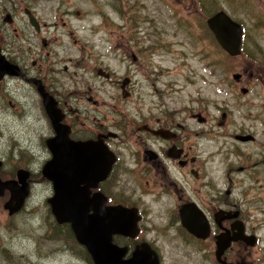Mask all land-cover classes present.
Segmentation results:
<instances>
[{
    "label": "flooded vegetation",
    "instance_id": "af4514ba",
    "mask_svg": "<svg viewBox=\"0 0 264 264\" xmlns=\"http://www.w3.org/2000/svg\"><path fill=\"white\" fill-rule=\"evenodd\" d=\"M88 3L91 4L90 13L99 16L101 23L103 18L111 19L113 14L119 19L121 13L126 12L122 6L128 5L125 0H0V54L8 63L17 66L16 74L5 73L0 78L2 98L15 105L17 99L9 87L14 81L31 88L51 128L50 135L44 139L46 145V140L56 133L43 106L40 89L33 81L36 80L56 102L62 114L59 122L68 127L70 141L76 144L92 141L106 148L110 156L109 170L95 188H90V194L99 192L105 197V205L137 209V235L114 237L118 245L128 247L124 258L131 255L136 245L145 242L155 251L158 264H161L159 246L153 245L159 242L158 237L152 236L149 242L141 240L145 237V214L137 202L145 194L162 205L165 215L161 226L165 232L173 230L180 247L197 252L187 249L185 256L193 263L204 264L202 259H209L213 264H264V42L253 44L250 49L246 27L229 12L217 6L210 8L212 3L206 0H179L182 5L188 3L186 8L206 12L205 34L215 45L218 43L207 25L209 17L223 10L240 24L241 51L231 57H242L239 59L244 64L234 67L236 70L228 69L225 81L216 69L210 71L209 91H212V107L217 113L202 114L203 110L198 109L190 115L179 114L183 110L170 107L162 91L156 89L159 99L154 109L157 113L150 110L143 114L138 108L133 114V130L120 131V122L114 120L115 116L105 122V111L100 113L96 106L100 99L95 91L98 86L104 91V85L74 83L68 87L56 78L59 71L55 66L60 62L57 47H64L65 38L73 36L68 28L71 26L68 18L82 21L87 14H83L86 10L82 7ZM134 8V4H130L129 10ZM135 19L133 15L132 22ZM259 23L264 26V18L261 17ZM13 24V29L9 30ZM57 26L65 28L59 32V37L51 31ZM196 36H200L199 32ZM72 40L77 42L75 38ZM141 53H132L131 60L140 65L141 71L150 79L152 68L141 63L137 55ZM32 57L28 66L27 60ZM67 59L70 61L71 58ZM63 69L67 70L66 64ZM94 69L112 87L118 84L119 79L112 78L113 71L109 68L99 66ZM124 80L127 84L123 93L139 102L141 94L138 89L134 90L133 80L130 77H124ZM216 95L221 97L220 103L214 99ZM111 99L115 100L116 96ZM83 100L96 107L87 110ZM205 142L211 146L206 145V150L210 151L202 158L200 152L204 151ZM73 147L68 146L66 150L72 151ZM46 149L47 156L42 166L39 165L41 176L38 180L49 182L52 196V181L42 174L43 166L53 159L47 145ZM90 159L96 160V157ZM7 165L0 155V181L21 187L20 177L25 175L29 190L26 199L29 198L36 181L30 166L22 167L19 160L12 170ZM10 196L7 187L1 189L0 198H6L2 206L8 216L20 211L9 214L5 203ZM153 228L161 233L157 227Z\"/></svg>",
    "mask_w": 264,
    "mask_h": 264
},
{
    "label": "rangeland",
    "instance_id": "374dc122",
    "mask_svg": "<svg viewBox=\"0 0 264 264\" xmlns=\"http://www.w3.org/2000/svg\"><path fill=\"white\" fill-rule=\"evenodd\" d=\"M125 1L128 5H123L122 10L126 12L121 13L119 19L113 14L111 19L103 18L102 23L98 22L99 16L90 13V3L82 7L86 10L83 14L87 13L82 21L68 18L71 21L68 28L72 30L73 36L65 38L64 47H57L60 57V62L55 66L59 71L57 80L68 87L74 83L104 85V91H101L100 86L95 91L100 99L96 106L100 113L105 111V122L113 120L115 116L114 120L120 122V131L133 130V114L138 108L143 114L150 110L157 113L154 109L159 99L156 89L162 91L170 107L183 110L179 114L190 115L197 113L198 109L203 110L200 112L202 114L217 113L212 107V91H209L210 71L216 69L221 80L225 81L228 69H233L240 63L243 66L244 61H240V56H229L215 45L211 37L209 39L206 36L203 24L206 12L186 8L188 3L182 5L179 0ZM206 1L212 3L210 8H223L244 24L248 48L253 49V44L264 42V26L259 23L260 18H264V0ZM130 4H134L135 8L129 10ZM133 15L136 17L134 22ZM13 27L14 24L8 29L12 30ZM64 30L65 28L58 26L56 30L51 28L52 35L56 37ZM197 32L200 36H196ZM106 39L109 41H105ZM138 51L142 52L137 54L141 63L145 62V65L152 68L150 79L146 78L140 65L131 60V54ZM66 58L71 59L66 61ZM33 59L34 57L27 60L28 66ZM64 64L67 70H62ZM99 66L112 70V78L119 79L118 84L124 77H130L134 82V90L140 91L141 100L134 102V97L124 96L123 91L121 93L118 84L112 87L106 79L99 77L94 69ZM2 85L0 84V155L11 170L18 160L22 167L30 166L36 181L33 194L26 199L18 214L8 216L2 206L6 198H0V264H30L34 260H37V264H89L87 250L76 241L69 225H59L50 211L46 201L52 194L49 182L38 180L44 157L47 156L44 139L51 133L38 98L28 85H20V82L14 81L9 87L17 100L15 105L11 104L7 98H2ZM112 96H116V99L112 100ZM214 99L221 102L218 95ZM82 102L87 110L96 107L90 101ZM110 130L118 133L114 128ZM206 145L211 146L209 142L204 143V151L200 152L202 158L210 151L206 150ZM137 203L143 207L145 214V237L141 240L149 242L152 236L158 237L159 242L153 245L159 246L161 264H195L185 255L188 250L197 252L180 247L177 234L171 229L167 233L161 226L165 215L162 205L145 194L138 198ZM152 226L157 227L161 233H157ZM9 250H30V255L18 259L10 255ZM64 252L68 254L66 259ZM202 261L204 264H213L209 259Z\"/></svg>",
    "mask_w": 264,
    "mask_h": 264
},
{
    "label": "water",
    "instance_id": "95a60500",
    "mask_svg": "<svg viewBox=\"0 0 264 264\" xmlns=\"http://www.w3.org/2000/svg\"><path fill=\"white\" fill-rule=\"evenodd\" d=\"M30 21L34 24L31 17ZM207 25L224 51L230 55L240 54V24L220 10L208 18ZM15 69L17 66L8 63L0 54V78L5 73L16 74ZM33 81L40 89L43 106L56 133L46 140L53 159L42 168L43 176L53 184L54 192L47 198V203L56 222L69 224L76 241L85 247L93 264H158L156 253L145 242L136 245L131 255L124 258L128 247L116 244L113 236L133 238L137 235L139 216L136 208L105 205V197L99 192L90 194V188H95L109 170L110 156L106 148L92 141L79 142L80 145L70 141L67 136L68 127L59 122L62 114L56 107V102L43 91L38 81ZM126 82H122V88ZM68 146H74V150H66ZM92 156L96 160L90 159ZM20 180L23 183L21 187L0 181V193L4 187L11 191V196L5 203L9 214L18 211L28 195L25 175Z\"/></svg>",
    "mask_w": 264,
    "mask_h": 264
},
{
    "label": "bare ground",
    "instance_id": "6f19581e",
    "mask_svg": "<svg viewBox=\"0 0 264 264\" xmlns=\"http://www.w3.org/2000/svg\"><path fill=\"white\" fill-rule=\"evenodd\" d=\"M24 232V231H23ZM28 253H30L29 251H21V252H10V254L12 255V256H14V257H16V258H18V259H24V258H27L28 257V255H30V254H28ZM64 256H65V259L66 258H68V254H67V252H64ZM30 264H37V260H34V261H32V262H30Z\"/></svg>",
    "mask_w": 264,
    "mask_h": 264
},
{
    "label": "trees",
    "instance_id": "16d2710c",
    "mask_svg": "<svg viewBox=\"0 0 264 264\" xmlns=\"http://www.w3.org/2000/svg\"><path fill=\"white\" fill-rule=\"evenodd\" d=\"M86 257L89 259V264H92V261L90 259V256L88 254H86Z\"/></svg>",
    "mask_w": 264,
    "mask_h": 264
}]
</instances>
